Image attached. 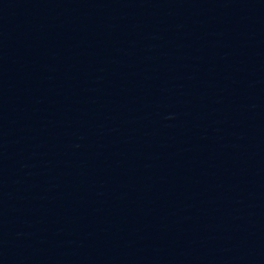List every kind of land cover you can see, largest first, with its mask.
<instances>
[{"label": "water", "instance_id": "1", "mask_svg": "<svg viewBox=\"0 0 264 264\" xmlns=\"http://www.w3.org/2000/svg\"><path fill=\"white\" fill-rule=\"evenodd\" d=\"M140 264H264V148Z\"/></svg>", "mask_w": 264, "mask_h": 264}]
</instances>
